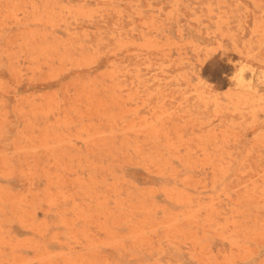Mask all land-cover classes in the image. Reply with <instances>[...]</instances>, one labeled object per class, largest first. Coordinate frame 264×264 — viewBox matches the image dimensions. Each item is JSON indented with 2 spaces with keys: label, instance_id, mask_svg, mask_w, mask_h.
I'll return each mask as SVG.
<instances>
[{
  "label": "rangeland",
  "instance_id": "rangeland-1",
  "mask_svg": "<svg viewBox=\"0 0 264 264\" xmlns=\"http://www.w3.org/2000/svg\"><path fill=\"white\" fill-rule=\"evenodd\" d=\"M0 264H264V0H0Z\"/></svg>",
  "mask_w": 264,
  "mask_h": 264
}]
</instances>
